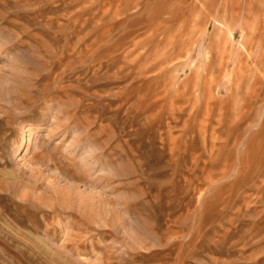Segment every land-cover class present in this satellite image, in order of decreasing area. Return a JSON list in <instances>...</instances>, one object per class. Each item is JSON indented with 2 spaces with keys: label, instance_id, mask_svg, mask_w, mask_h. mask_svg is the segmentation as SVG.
Returning a JSON list of instances; mask_svg holds the SVG:
<instances>
[{
  "label": "rangeland",
  "instance_id": "374dc122",
  "mask_svg": "<svg viewBox=\"0 0 264 264\" xmlns=\"http://www.w3.org/2000/svg\"><path fill=\"white\" fill-rule=\"evenodd\" d=\"M0 264H264V0H0Z\"/></svg>",
  "mask_w": 264,
  "mask_h": 264
},
{
  "label": "bare ground",
  "instance_id": "6f19581e",
  "mask_svg": "<svg viewBox=\"0 0 264 264\" xmlns=\"http://www.w3.org/2000/svg\"><path fill=\"white\" fill-rule=\"evenodd\" d=\"M203 2V1H202ZM201 2V3H202ZM203 5V4H202ZM202 17L200 16V19H201ZM204 18V17H203ZM198 21V20H197ZM200 22V21H199ZM116 26V25H115ZM114 27V26H113ZM191 30V29H190ZM200 32V31H199ZM195 33H197L196 31H195ZM134 34V33H133ZM198 34V33H197ZM195 35V34H194ZM225 36V35H224ZM220 38H222L221 36H220V34H217V38L215 37V39H217L216 40V42H219V40H220ZM195 39V38H194ZM215 43V40H214V42H213V44ZM214 45H216V44H214ZM118 46V45H117ZM211 46H212V44H211ZM217 46V45H216ZM115 48V47H114ZM112 50V49H111ZM109 52V51H108ZM113 52H115V50L113 51ZM106 54V53H105ZM250 55V54H249ZM241 60V59H240ZM239 64H240V62H239ZM242 64V63H241ZM225 66V65H224ZM251 67V66H250ZM251 69V68H250ZM194 70V69H193ZM257 70H259V69H257ZM195 72L196 71H194V74H195ZM148 73V72H147ZM251 73H252V71H251ZM142 75V74H141ZM144 75V74H143ZM133 76V75H132ZM138 76V75H137ZM194 76H196V75H194ZM162 77V76H161ZM134 78V77H133ZM138 78V77H137ZM160 78V77H159ZM136 80V79H135ZM242 80H243V64L241 65V66H238V70H237V72H236V74H235V78H234V84H235V89L236 90H238L239 88H240V86L242 85ZM148 82V81H147ZM141 85V84H140ZM143 85V84H142ZM134 88V87H133ZM141 88V87H140ZM138 89V88H137ZM235 89H233V90H235ZM141 90V89H140ZM143 91V90H142ZM234 91H232V96L234 95V93H233ZM236 93H235V95H238V91H235ZM229 93V92H228ZM145 94V93H144ZM253 95V94H252ZM143 98V97H142ZM144 98H145V96H144ZM143 98V99H144ZM261 99V98H260ZM222 101V100H221ZM220 101V103L222 104L223 102H221ZM145 102H148V101H145ZM159 103V102H158ZM146 105H148V104H146ZM145 106V105H144ZM171 106V105H170ZM235 121H236V119H235ZM229 123H230V121H229ZM234 123V122H233ZM236 123H237V121H236ZM232 124V123H231ZM239 124V123H238ZM226 126V125H225ZM229 132V131H228ZM258 137V136H257ZM256 138V137H255Z\"/></svg>",
  "mask_w": 264,
  "mask_h": 264
}]
</instances>
